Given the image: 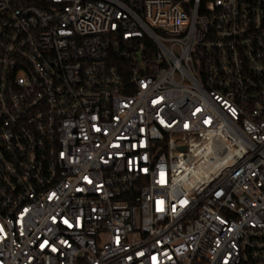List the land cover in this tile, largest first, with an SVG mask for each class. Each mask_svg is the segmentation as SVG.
<instances>
[{
    "label": "built area",
    "instance_id": "2783aa9c",
    "mask_svg": "<svg viewBox=\"0 0 264 264\" xmlns=\"http://www.w3.org/2000/svg\"><path fill=\"white\" fill-rule=\"evenodd\" d=\"M0 264H264V0H0Z\"/></svg>",
    "mask_w": 264,
    "mask_h": 264
}]
</instances>
